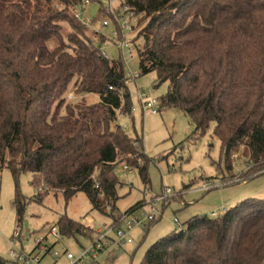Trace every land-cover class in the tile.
<instances>
[{"label":"trees","instance_id":"1","mask_svg":"<svg viewBox=\"0 0 264 264\" xmlns=\"http://www.w3.org/2000/svg\"><path fill=\"white\" fill-rule=\"evenodd\" d=\"M82 1L0 0V169L15 180L31 172L41 187L38 201L51 190L65 200L83 192L105 214L117 209L119 162L136 167L146 183L149 158L142 139L116 122L117 112L131 115L123 58L104 57L103 36L73 24ZM122 4L146 21L138 70L168 82L160 108L181 110L194 134L213 124L225 162L237 153L248 179L264 173V0ZM64 22L71 27L66 39ZM70 89L99 100L73 105L66 101ZM15 196L20 218L25 200ZM56 225L65 237L92 233L66 214ZM8 262L0 256V264ZM138 264H264V199L245 198L216 217H190L153 242Z\"/></svg>","mask_w":264,"mask_h":264},{"label":"rangeland","instance_id":"2","mask_svg":"<svg viewBox=\"0 0 264 264\" xmlns=\"http://www.w3.org/2000/svg\"><path fill=\"white\" fill-rule=\"evenodd\" d=\"M104 2L106 0H103L105 6ZM122 3L123 0H114V14L122 10L124 5ZM78 8L72 11L73 24L88 28L89 36L102 35L103 42L100 48L107 54V58L121 57L112 43L115 23L109 16H105L106 12L99 0H92L84 10V15L92 20L93 28L84 26L81 20L76 18ZM134 17L136 25L133 31L125 34V38L133 39L134 45L139 47L143 44L139 32L146 21L143 14L134 12ZM103 18L110 21L108 26L100 25ZM128 21L129 23L132 21L131 17ZM68 30L70 31L71 27L64 22L62 28L64 39ZM106 39L107 42L104 43ZM54 43H56L54 39L48 41V47H54ZM126 61L125 72L128 73V65L133 75H129L126 85L134 110L130 111L131 115L117 112L116 122L121 126L126 125L125 132L129 136L138 135L142 139L143 152L149 158L148 180L146 183L142 181L136 167L122 171L121 164H118L115 172L121 185L117 189L120 196L116 202L117 209L112 211L107 208L103 214L92 208L83 192H77L65 200L61 192L51 190L38 201L36 197L41 187L33 183L31 172H24L15 180L8 169H0V256L7 262L8 251L13 248L10 240L15 229L20 228L22 237L31 233H43L42 231L56 225L61 214H66L80 223L86 217L87 220L93 221L96 228L102 227L138 201L143 204L132 214L141 215L146 209L143 206L146 199L153 193H159L163 188H169L172 197L167 205L159 206L160 214H156V220L133 228L132 243L122 247L114 245L108 247L100 255V264H138L153 242L176 229L190 217L211 216L213 210L217 211L218 216L222 214L221 207L228 209L245 198L264 199V173L248 179L243 173L247 164L243 156L237 153L232 154L229 163L225 162L221 158L220 140L212 134L213 124H210L204 134L199 132L194 134V124L177 108L162 107L158 114L143 111L136 97L137 90H144L148 97L159 99L166 92L168 82L158 84L155 72L140 75L137 53L134 57H126ZM70 92L73 97H67L66 101L73 105L93 104L99 100L96 93L77 95L73 93V89H70ZM206 181L217 186L209 190H200V185ZM16 192L20 199L25 200L20 218L14 204ZM48 239L53 240L52 237ZM76 240L83 245L88 242L87 237L79 234L76 237H64L56 247H67L74 251L78 248ZM48 260L45 259L44 264Z\"/></svg>","mask_w":264,"mask_h":264},{"label":"built area","instance_id":"3","mask_svg":"<svg viewBox=\"0 0 264 264\" xmlns=\"http://www.w3.org/2000/svg\"><path fill=\"white\" fill-rule=\"evenodd\" d=\"M92 0H83L76 12V18L81 20L84 26L89 28L92 27V20L84 15L85 7ZM101 7L105 10V16H109L110 19L115 23V28L113 29L114 41L113 45L117 48L120 56L123 58L126 65V57H134L136 53L138 54L137 47L134 45L133 39L129 40L125 38V34L128 31H133L135 27V17L134 10L123 5L122 10L118 14H114V0H106L105 6L103 5V0H99ZM136 14H141L137 13ZM131 17L132 21L129 23L128 19ZM110 21L106 18L102 19L100 22L101 26H108ZM142 29V28H141ZM97 31V30H96ZM100 34V33H99ZM107 42V39L104 43ZM101 49V48H100ZM101 53L104 57L107 54L102 51ZM128 73L125 72L126 78L133 76L130 72V68L127 65ZM127 82V80H126ZM112 89V86H109ZM68 98H72L73 94L69 92L67 94ZM136 97L141 104V109L143 111L151 112L152 114H158L161 110L160 101L156 98L148 97L144 90L138 89ZM134 107L131 106V112ZM122 130H126V125L121 126ZM121 164L122 171H129L131 168L124 162H119ZM223 184H218V186ZM217 186L214 183L203 182L199 189L209 190ZM146 191V190H145ZM172 197V192L169 188H163L159 193H153L150 195L149 199H146L144 207L146 209L140 215H133L132 212H122L116 219H112L110 222L104 224L102 227H95L92 220H87L84 217L81 220V224L87 229L91 230V237L88 242L84 245L78 246L76 250H70L67 247L57 248L56 245L65 236H63L58 229L57 225L50 227L43 233H31L28 236H21V231L15 229L11 236V244L13 248L8 251V261L10 264H44L45 259H49L45 264H100V255L110 246H125L133 242L131 237V231L138 225H147L156 220V214L159 213V206L167 205ZM226 209L221 207V212ZM217 211L213 210L211 216H216ZM160 214V213H159ZM177 224L179 221H176ZM180 227V224L178 225ZM48 237H52L53 240L50 241ZM31 244L30 249H26L23 244Z\"/></svg>","mask_w":264,"mask_h":264},{"label":"crops","instance_id":"4","mask_svg":"<svg viewBox=\"0 0 264 264\" xmlns=\"http://www.w3.org/2000/svg\"><path fill=\"white\" fill-rule=\"evenodd\" d=\"M103 225H104V224H103ZM77 235H79V234H76V235L73 236V237H76ZM82 236L87 237V240L91 237V236H87V235H82ZM25 237H26V236H25ZM76 241H77V243H78V246L83 245V244H81L78 240H76ZM23 246H24V247H26V246L29 247V246H30L29 249L32 247L31 244H29V243H25V245L23 244Z\"/></svg>","mask_w":264,"mask_h":264}]
</instances>
